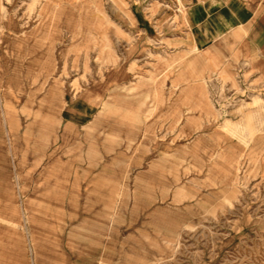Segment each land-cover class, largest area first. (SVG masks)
I'll use <instances>...</instances> for the list:
<instances>
[{
    "label": "rangeland",
    "instance_id": "rangeland-1",
    "mask_svg": "<svg viewBox=\"0 0 264 264\" xmlns=\"http://www.w3.org/2000/svg\"><path fill=\"white\" fill-rule=\"evenodd\" d=\"M96 1L0 0V264H264V80L199 76L185 0Z\"/></svg>",
    "mask_w": 264,
    "mask_h": 264
},
{
    "label": "crops",
    "instance_id": "crops-1",
    "mask_svg": "<svg viewBox=\"0 0 264 264\" xmlns=\"http://www.w3.org/2000/svg\"><path fill=\"white\" fill-rule=\"evenodd\" d=\"M94 5L96 0H88ZM96 5L98 2L96 1ZM185 22L188 25L185 37L189 34V40H185V52L193 51L191 45L196 47L197 58L200 62L204 75L207 70H212L220 63H226L229 60L238 59V62L246 61L248 67L254 71L255 79L264 80V0H185ZM43 8L60 10V4L52 1L43 3ZM166 59L159 60V68L173 67L181 68L180 59L173 66V56H165ZM167 78V77H166ZM163 77H151L138 79L136 83L123 86L128 98H134L140 95L139 86L142 80L150 83L164 81ZM53 80L49 92V97L57 106H61L64 100V93L57 79L47 78L39 79L38 83L49 82ZM186 80V81H185ZM183 77L173 78L184 88ZM7 86L16 85V80L7 79ZM33 90H30L29 94ZM174 104V102H173ZM172 103L168 104V110H171ZM145 112L151 116L154 107L142 104Z\"/></svg>",
    "mask_w": 264,
    "mask_h": 264
},
{
    "label": "bare ground",
    "instance_id": "bare-ground-1",
    "mask_svg": "<svg viewBox=\"0 0 264 264\" xmlns=\"http://www.w3.org/2000/svg\"><path fill=\"white\" fill-rule=\"evenodd\" d=\"M188 38H189V37H188ZM193 49L195 50V49H196V47H193ZM151 77H152V75H151ZM151 77H150V78H151Z\"/></svg>",
    "mask_w": 264,
    "mask_h": 264
}]
</instances>
